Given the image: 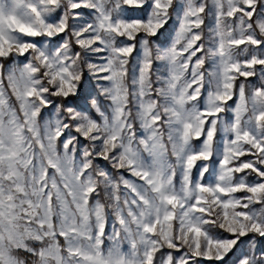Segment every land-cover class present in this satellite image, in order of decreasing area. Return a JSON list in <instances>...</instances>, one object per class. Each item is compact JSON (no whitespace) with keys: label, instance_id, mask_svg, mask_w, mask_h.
Wrapping results in <instances>:
<instances>
[{"label":"snow or ice","instance_id":"snow-or-ice-1","mask_svg":"<svg viewBox=\"0 0 264 264\" xmlns=\"http://www.w3.org/2000/svg\"><path fill=\"white\" fill-rule=\"evenodd\" d=\"M0 264H264V0H0Z\"/></svg>","mask_w":264,"mask_h":264},{"label":"rangeland","instance_id":"rangeland-1","mask_svg":"<svg viewBox=\"0 0 264 264\" xmlns=\"http://www.w3.org/2000/svg\"><path fill=\"white\" fill-rule=\"evenodd\" d=\"M213 25V20L212 18L209 16V17H206L205 18V25L203 26L204 27V36H205V44L208 45L209 43V31H208V28L210 26ZM133 55L135 56L136 53H133ZM23 59V58H21ZM211 67V64L210 62H206L205 65H204V69L207 70ZM154 69L157 70V74H160V73H163L164 72V67H163V64L161 62H156L154 64ZM155 78V77H154ZM253 80L254 83H256V79L255 78H250ZM203 99L204 97H201V103H203ZM230 104L233 103L232 101L229 102ZM225 119L227 120H230L231 119V113H223L221 114ZM219 139V137L217 138ZM238 175H242V174H238ZM177 181H179V176H177ZM249 179H252V177H249ZM255 207H259V205H255Z\"/></svg>","mask_w":264,"mask_h":264}]
</instances>
